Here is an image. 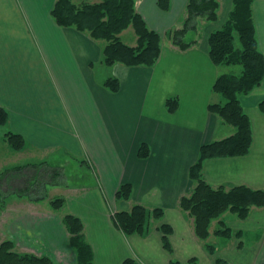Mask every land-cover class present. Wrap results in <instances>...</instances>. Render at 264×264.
Returning <instances> with one entry per match:
<instances>
[{"label":"crops","instance_id":"obj_1","mask_svg":"<svg viewBox=\"0 0 264 264\" xmlns=\"http://www.w3.org/2000/svg\"><path fill=\"white\" fill-rule=\"evenodd\" d=\"M158 1L136 2L147 26L162 37L157 64H116L111 67L114 73L102 80L95 68L103 64L106 43L74 27L59 26L52 16L57 0H0V107L9 113V122L0 132L19 134L26 141L23 151L12 152L5 138L0 151L4 159L12 155L13 160L6 172L50 162L65 167L58 185H46L44 199L24 196L27 204L22 209L13 215L8 212L11 208L3 210L8 214L2 228L11 233L0 237L13 241L19 253L49 256L55 264H78L64 224L71 214L84 223L94 264H122L128 259L139 264H170L172 259L188 264L192 258L198 264L218 260L264 264V208L254 207L244 221L227 222L224 215L222 221L242 235L215 236L227 242L216 247L214 255L196 237L193 220L180 208L181 198L196 187L190 170L200 149L236 133L209 111L211 104L225 102L213 90L216 80L241 73L226 72L228 66L214 65L209 56V37L226 24L233 0H218V21L199 20L192 38L195 44L184 51L170 35L188 22L189 0H170L168 11L160 9ZM253 15L264 54V0L255 1ZM129 31L134 36L128 37V44L121 37ZM120 38L132 47L138 44L132 27ZM110 78L120 81L119 92L104 86ZM170 98L179 100L175 113L166 107ZM240 100L252 121V150L244 157L206 160L203 178L214 188L264 190V113L259 108L264 102V81ZM142 144L150 149L146 158L139 157ZM73 164L90 168L95 183L86 186L84 175L69 174ZM124 183L133 186L132 198L118 201L116 193ZM57 198L65 200L60 210L52 207ZM110 200L117 201L114 207ZM135 205L165 212L161 221H152L144 237L126 236L112 220L114 212ZM163 224L173 229L172 256L163 247Z\"/></svg>","mask_w":264,"mask_h":264},{"label":"trees","instance_id":"obj_2","mask_svg":"<svg viewBox=\"0 0 264 264\" xmlns=\"http://www.w3.org/2000/svg\"><path fill=\"white\" fill-rule=\"evenodd\" d=\"M138 0H92L76 5L73 0H57L52 16L61 27H74L78 31L87 33L95 41H104L103 63L112 67L123 64L128 67H153L162 54V37L151 30L143 17L136 10ZM256 0H233V8L229 18L220 30L209 37V56L214 65L241 67V73L224 74L220 76L213 87L215 93L220 94L224 104H211L209 111L217 115L225 124L236 129V133L221 141L204 145L200 149L199 159L190 170V177L196 182L194 191L180 200L182 211L193 219L196 237L206 243L208 252L216 253V247L208 243L211 237L212 223L220 220V227L214 236L232 239L241 238L242 233H235L222 217L227 213L236 215L244 221L250 217L252 209L264 208V190H254L246 186L234 187L230 190L214 188L203 178V164L206 160L217 158L244 157L250 154L254 141L253 126L249 115L241 103L240 97L246 96L259 88L264 81V54L260 51L256 25L254 22L253 5ZM158 6L164 11L170 8V0H159ZM220 3L218 0H189L187 11L189 20L181 31L171 34L172 41L180 50L189 49L195 44L192 41L196 33L199 20L210 23L218 21ZM130 27L133 28L138 44L132 47L124 43L120 35ZM188 35L189 41H186ZM240 42L238 48L236 40ZM104 86L112 92H119L120 81L110 78ZM170 113L177 112L179 100L170 98L166 101ZM264 113V102L259 105ZM9 122V113L0 107V130ZM8 145L15 152L26 148L25 139L16 133L5 135ZM150 155L148 145L142 144L139 157ZM65 167L56 162L44 165L28 166L9 171L0 176V190L3 193L29 197L33 200L44 199L46 185H58ZM9 184V186H8ZM15 185V186H14ZM13 186V187H12ZM14 188V189H13ZM3 190V191H4ZM11 190V191H10ZM133 186L122 184L116 200L129 201L132 198ZM65 200H53L54 210L63 208ZM165 212L162 208L148 209L143 205H135L131 210L117 211L112 214V220L126 236L148 234L152 221H161ZM64 224L70 234V244L77 255L78 264H94V252L85 239L84 223L74 215H67ZM164 249L173 255L170 240L173 229L170 225L160 227ZM0 264H55L49 256L19 253L11 240L0 237ZM122 264H139L128 259ZM170 264H181L171 260ZM188 264H198L197 258H192ZM217 264H223L217 261Z\"/></svg>","mask_w":264,"mask_h":264},{"label":"rangeland","instance_id":"obj_3","mask_svg":"<svg viewBox=\"0 0 264 264\" xmlns=\"http://www.w3.org/2000/svg\"><path fill=\"white\" fill-rule=\"evenodd\" d=\"M74 3L76 5H81V4H84V3H88V2H91L92 0H73ZM129 32H132V33H129ZM127 33H125L124 35H122V40L126 43H130L128 37L129 36H134L133 34V31H129ZM188 35H186V41H189L188 39ZM106 42L102 41V44H105ZM106 45V44H105ZM236 45L238 48L241 47L240 45V42L238 41V39L236 40ZM104 64V63H103ZM102 63H100L98 66H96L95 70L97 71V75H98V79H106L108 77H110L113 73H114V69H112L111 67H108L106 66L105 64L103 65ZM241 71V67H229V71H226V72H229V73H239ZM2 130V129H1ZM4 140H5V135L3 132H0V146L2 144H4ZM9 146V145H8ZM9 149L10 151L14 152L12 150V148L9 146ZM12 155H10L9 157H5L4 159V156L3 154L1 153L0 151V175L3 174L4 172H6L8 169H10L11 165L13 163V160L11 158ZM3 161H5V163H2ZM82 165H71L69 166L68 168V172L69 174H76V173H79L80 176H83L84 175V183L87 185H91L92 183H95L94 180V174L92 172V170H90V168H88L87 166H84V169H82L81 167ZM76 167L79 168V170L76 172ZM7 173V172H6ZM71 182H73L72 180H70ZM75 183V182H74ZM76 183H81V182H76ZM9 186V184H8ZM15 186V185H14ZM13 187V186H12ZM14 189V188H13ZM4 189H2V191L0 190V233H5V235H9V233H11L9 231V229H3L2 226H3V220H5L7 217H5L6 214H8V212L10 213V215H13L16 211L22 209V207L27 204L25 203L24 199L25 197H19L18 195H15V194H10V193H3L5 192V190H8L7 188H5V190L3 191ZM11 191V190H10ZM115 202L117 201H113V200H110L109 203L114 207V204ZM28 207L30 205H27ZM43 206H46V205H43ZM116 206H119L118 204H116ZM11 208L12 210L11 211H8V209ZM6 209V211H8L7 213H4L3 210ZM64 212V211H63ZM62 213V212H60ZM63 214V213H62ZM7 216V215H6ZM224 217V216H223ZM222 217V218H223ZM231 217H234V218H231ZM190 218V217H189ZM187 219L189 222H190V219ZM192 219V218H191ZM238 220L236 215H233L231 213H227L226 214V217H225V220L228 222V221H233V220ZM2 220V221H1ZM193 220V219H192ZM154 222V221H153ZM152 222V223H153ZM220 220H216L212 223V226L210 228V232H211V236H212V239L210 241H208V243H210L211 245H214L215 247H218V248H221L222 247V244L224 242H227V240H222L220 238H215L214 236V233L216 230L219 229L220 227ZM193 227H194V223H193ZM201 241V240H200ZM203 242V241H202ZM220 242V243H219ZM204 243V246L206 248V243ZM207 249V248H206ZM172 256V255H170Z\"/></svg>","mask_w":264,"mask_h":264}]
</instances>
